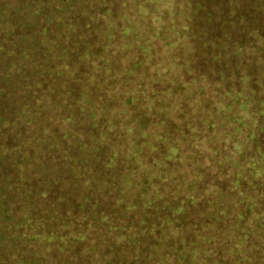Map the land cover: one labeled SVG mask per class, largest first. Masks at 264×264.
<instances>
[{
	"label": "trees",
	"instance_id": "obj_1",
	"mask_svg": "<svg viewBox=\"0 0 264 264\" xmlns=\"http://www.w3.org/2000/svg\"><path fill=\"white\" fill-rule=\"evenodd\" d=\"M231 132L205 181L180 167ZM232 239L264 264V0H0V264H229Z\"/></svg>",
	"mask_w": 264,
	"mask_h": 264
},
{
	"label": "rangeland",
	"instance_id": "obj_2",
	"mask_svg": "<svg viewBox=\"0 0 264 264\" xmlns=\"http://www.w3.org/2000/svg\"><path fill=\"white\" fill-rule=\"evenodd\" d=\"M127 13H128V10H127ZM115 59H117V58H115ZM144 66H146V65H144ZM188 79L189 78H186L185 80L187 81ZM185 85H190V84L187 82V84H185ZM208 90L209 91H207V92H212V90L210 88H208ZM206 95L208 96V93ZM201 98H204V97L199 96L196 101H198V99H201ZM206 103H209V100L208 101L206 100L205 103L201 104V106L203 107L205 112H208ZM232 108H233V111H236V110L241 111L237 106H233ZM211 117L214 118V115H211ZM208 118H210V117H208ZM209 121H211V120H209ZM219 122L223 123L221 121H219ZM222 129H219V130H222ZM219 130H218V133H219ZM224 130L225 129H223V131ZM232 134H234V133L231 132L230 134L228 133L226 136L224 134L219 136L220 139H218V140L216 139V144H214L215 140H213V144L211 146V148L213 150H211L210 148L203 147L201 145V142L203 139H198L199 149H197V150L189 148V147H187V145L181 146V148L178 149V151L176 152L177 155L182 156L180 158V160L178 161L181 165L180 167L186 169V172L189 173L190 176H192L195 173V171L199 170V166H201V165L204 166L205 169L208 170V172L205 174L204 173L205 170H204L203 174H200V176H201V180L204 179V181H205L208 178L207 177L208 173H210V172L214 173V168L216 166H218V164H216V162H214V157L219 155L218 152H216V151L228 149V147H230V148L233 147L232 142L230 143V136ZM236 134H239V132H236ZM188 135L191 136L190 132L186 131V137H185L186 140L188 138ZM191 139L192 138H189V140H191ZM232 139L234 140V137ZM235 140H237V138H235ZM196 145L198 147L197 143H196ZM193 147H195V145H193ZM171 154L173 155L174 153H171ZM221 156H222V151H221ZM174 157H175V155L172 157V160L169 162L171 165H175L174 161H176V158H174ZM147 185H150V190L147 187ZM151 189H152V183L151 182L145 183L142 181H136L133 188L132 187L130 188V191H131V194L133 197L137 196V197L141 198V197H147V195L150 196L151 195ZM167 195H171V193H167ZM162 200H165V199L162 198ZM146 226L151 228V225H149V224H147ZM232 243L233 244H230L228 246H226L224 243H221V244H219L218 247H219V249L222 250V252H223L222 255L225 256L230 261L229 264H231V263L237 264L234 261V257H236L237 255H240L242 253V247L238 244H235L236 243L235 239H232ZM252 249H253L252 259L250 261H248L246 259V257L243 256L240 264H257L258 262H263V260L259 257V254L261 252H263L262 248L255 245L254 247H252ZM221 260L224 261L223 258H221ZM224 263H225V261H224Z\"/></svg>",
	"mask_w": 264,
	"mask_h": 264
}]
</instances>
